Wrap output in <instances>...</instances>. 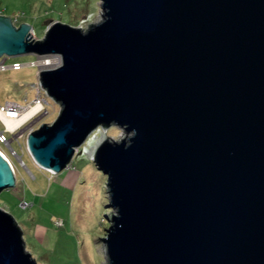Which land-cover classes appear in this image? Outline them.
<instances>
[{
    "label": "water",
    "instance_id": "95a60500",
    "mask_svg": "<svg viewBox=\"0 0 264 264\" xmlns=\"http://www.w3.org/2000/svg\"><path fill=\"white\" fill-rule=\"evenodd\" d=\"M100 1L99 22L41 38L0 14V58H60L38 69L60 109L26 134L33 162L60 172L122 127L92 158L116 211L109 264H264V0ZM15 185L0 153V192ZM0 264H37L1 207Z\"/></svg>",
    "mask_w": 264,
    "mask_h": 264
},
{
    "label": "rangeland",
    "instance_id": "374dc122",
    "mask_svg": "<svg viewBox=\"0 0 264 264\" xmlns=\"http://www.w3.org/2000/svg\"><path fill=\"white\" fill-rule=\"evenodd\" d=\"M100 4V0H0V12L10 16L16 26L28 23L33 27V37L41 38L51 22L87 29L101 20ZM51 56L54 55L40 57L38 66L29 65L36 60L34 54L6 57V65L18 61L22 66L18 70H0V104L7 100L30 101L39 62ZM57 64L52 60L47 67ZM45 106V115L17 133H5L10 147L0 144L16 176V185L0 192V207L21 228L25 248L37 264H109L106 245L100 238L106 236L110 225L109 213L116 211L108 207L107 176L92 158L102 142L120 141L126 132L114 124L98 126L77 148L67 167L52 173L33 162L25 143L28 132L56 118L59 105L48 97ZM92 149L93 155L84 151ZM22 201L27 206L22 207Z\"/></svg>",
    "mask_w": 264,
    "mask_h": 264
},
{
    "label": "built area",
    "instance_id": "2783aa9c",
    "mask_svg": "<svg viewBox=\"0 0 264 264\" xmlns=\"http://www.w3.org/2000/svg\"><path fill=\"white\" fill-rule=\"evenodd\" d=\"M38 60H39V58H36V60L33 62H30L29 65H35L36 66ZM53 60L54 61L57 60L58 64L60 63V58L58 55H54ZM21 66H22V64L19 62H12L10 65H6L5 64V58H3L0 61V70L6 69L8 67H11L14 70H18ZM33 86H34V89H33L34 96L30 101H26L25 103H19L16 101L7 100L3 104H0V115L4 116L5 119L16 118L21 112H24L31 107H35V106L38 107V109L35 110L36 112H34L30 117H28L22 124H20L19 126L15 127V128H12V129L7 126L4 119L0 116V121L3 125V130L0 131V144H5L8 147H10L9 139L7 138V136L5 134L6 132L9 134L17 133L20 131V129L24 125H27L29 123L34 122L38 117L43 116L47 113L48 110L46 109L45 104L48 103V96H47L45 90L40 85L38 79H37V82L35 84H33ZM25 98H26V96H25ZM0 153L9 161V163L13 167L12 163L10 162V160L8 159L6 154L1 149H0ZM21 206L22 207L27 206V202L22 201Z\"/></svg>",
    "mask_w": 264,
    "mask_h": 264
},
{
    "label": "bare ground",
    "instance_id": "6f19581e",
    "mask_svg": "<svg viewBox=\"0 0 264 264\" xmlns=\"http://www.w3.org/2000/svg\"><path fill=\"white\" fill-rule=\"evenodd\" d=\"M53 59H54V56L47 57L46 59L42 58L41 61L39 62L40 67L42 68V67L49 66V63ZM37 109H38L37 106L31 107V108L27 109L26 111L21 112L16 118H10V119L7 118V119H5L4 116H2V115H0V116L4 119V121L7 124V126L12 129V128H15V127L19 126L20 124H22L24 119L26 120L28 117H30L34 112H36L35 110H37ZM84 151L86 153L90 154V155H93L94 149H92V150H84Z\"/></svg>",
    "mask_w": 264,
    "mask_h": 264
},
{
    "label": "trees",
    "instance_id": "16d2710c",
    "mask_svg": "<svg viewBox=\"0 0 264 264\" xmlns=\"http://www.w3.org/2000/svg\"><path fill=\"white\" fill-rule=\"evenodd\" d=\"M34 60H31V62H33ZM13 62H18V61H13Z\"/></svg>",
    "mask_w": 264,
    "mask_h": 264
},
{
    "label": "crops",
    "instance_id": "0c3cea01",
    "mask_svg": "<svg viewBox=\"0 0 264 264\" xmlns=\"http://www.w3.org/2000/svg\"><path fill=\"white\" fill-rule=\"evenodd\" d=\"M0 14L4 15L3 13L0 12Z\"/></svg>",
    "mask_w": 264,
    "mask_h": 264
},
{
    "label": "clouds",
    "instance_id": "9594fccd",
    "mask_svg": "<svg viewBox=\"0 0 264 264\" xmlns=\"http://www.w3.org/2000/svg\"><path fill=\"white\" fill-rule=\"evenodd\" d=\"M35 34V33H34ZM35 36V35H34Z\"/></svg>",
    "mask_w": 264,
    "mask_h": 264
}]
</instances>
